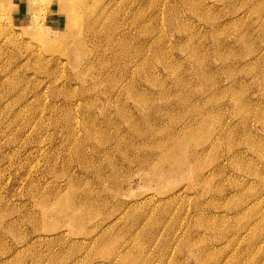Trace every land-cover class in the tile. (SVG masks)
Returning <instances> with one entry per match:
<instances>
[{
	"label": "rangeland",
	"instance_id": "obj_1",
	"mask_svg": "<svg viewBox=\"0 0 264 264\" xmlns=\"http://www.w3.org/2000/svg\"><path fill=\"white\" fill-rule=\"evenodd\" d=\"M0 264H264V0H0Z\"/></svg>",
	"mask_w": 264,
	"mask_h": 264
}]
</instances>
